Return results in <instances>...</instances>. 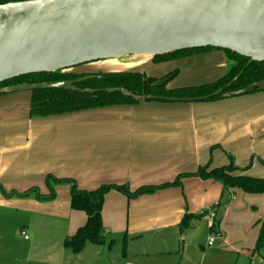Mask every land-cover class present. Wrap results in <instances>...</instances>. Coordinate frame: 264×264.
<instances>
[{"label":"crops","instance_id":"0c3cea01","mask_svg":"<svg viewBox=\"0 0 264 264\" xmlns=\"http://www.w3.org/2000/svg\"><path fill=\"white\" fill-rule=\"evenodd\" d=\"M137 61L138 70L155 77L178 69L170 88L214 81L232 65L217 49L159 64ZM31 97V91L0 92V264H99L111 253L103 249L108 238L141 247L142 256L174 251L184 256L192 242L215 245H207L215 229L209 213L222 233L217 253L233 257L232 264L262 253L255 246L264 193L224 190L212 179L185 177L181 185L132 199L111 190L102 208L106 242H88L80 253L64 245L87 220L85 211L71 207L69 184H56L52 199L6 193L36 187L49 195L48 175L72 177L86 190L110 183L135 189L174 181L206 164L227 165L230 155L247 167L239 173L264 177V91L206 101L142 100L49 116L31 115ZM186 214L193 217L184 227ZM22 231L30 236L22 238ZM22 241L25 256L16 247Z\"/></svg>","mask_w":264,"mask_h":264},{"label":"water","instance_id":"95a60500","mask_svg":"<svg viewBox=\"0 0 264 264\" xmlns=\"http://www.w3.org/2000/svg\"><path fill=\"white\" fill-rule=\"evenodd\" d=\"M203 47L264 61V0H26L0 5V83L124 56L154 57ZM87 78L23 83L6 91L73 89ZM256 89L264 91V80L224 97Z\"/></svg>","mask_w":264,"mask_h":264},{"label":"trees","instance_id":"16d2710c","mask_svg":"<svg viewBox=\"0 0 264 264\" xmlns=\"http://www.w3.org/2000/svg\"><path fill=\"white\" fill-rule=\"evenodd\" d=\"M26 0H0V5ZM217 49L224 51L234 64L220 78L200 85H191L183 87L170 88L169 83L158 85L157 83L169 76L173 78L179 70L175 69L162 77L149 75L143 70L127 71H107L99 73H87L73 71V67L66 70L55 72H43L23 75L0 83V92H7L6 88L23 83H40L64 80H75L88 76L87 79L75 83L73 89L50 88L37 89L31 91V115L49 116L63 113H72L76 111L106 107L113 105L136 104L142 100H161V101H187L185 99L200 98L206 100L223 99L224 94L231 91L243 89L254 82L264 80V61L256 62L250 58L241 56L230 50L203 47L185 49L172 53L157 55L152 58L156 64L168 62L182 57L198 54L204 51ZM108 88H122L121 91L108 92ZM90 89L94 92H81L80 90ZM261 91L259 89L253 92ZM153 96L165 97L166 99H155ZM142 99H139L141 98ZM167 98H176L171 100ZM196 100V101H202ZM264 163V159H261ZM235 163L234 157L230 155V162L220 167H211L210 164L201 166L196 172H190L179 175L174 181L164 182L155 185H142L135 189L129 183H110L86 190L80 188L76 179L72 177L59 178L48 175L46 183L50 188L49 195L40 194L38 188L19 193H6L10 196L14 193L19 195H29L36 193L40 199H52L56 196L55 185L66 183L70 185L71 207L76 210L85 211L87 214L86 223L81 226L73 235L65 238L64 245L75 253H80L88 242L102 245L106 242L103 231L102 208L105 196L111 190H117L125 194L128 198H136L145 193H152L158 189L181 185V179L185 177L199 176L203 179H212L223 186L224 190L230 188H240L247 193H264V177H255L239 172L245 171ZM193 217L186 214L181 221V225L187 227L189 219ZM260 229L255 246V251L264 249V218L259 221ZM217 221H215V226ZM214 229V228H213ZM126 243V242H125ZM113 244V241L109 244Z\"/></svg>","mask_w":264,"mask_h":264},{"label":"rangeland","instance_id":"374dc122","mask_svg":"<svg viewBox=\"0 0 264 264\" xmlns=\"http://www.w3.org/2000/svg\"><path fill=\"white\" fill-rule=\"evenodd\" d=\"M138 58H148L149 60H152L149 56H124L122 58L102 60L84 64L72 70L87 73L127 71L137 69L138 67L141 68L140 65L137 64ZM232 64H234V61H232ZM25 235H27L28 237L30 236V234H27V232H25ZM25 235L21 234L22 238H24ZM107 235L109 236L110 234ZM110 240L111 238L107 239V245L103 247V249L106 252L110 251L111 253H108L99 264H232L233 259V257L231 256L220 255L219 253H217V242L212 248L205 247L206 243L202 240L192 242L187 245V252L184 256L182 252L176 251L170 254L148 252L147 255L142 256L140 255L142 251L141 247H138L136 245L137 247H132V249L130 245H124L123 241H121L120 239H116L115 242H113V244L111 245V248H109V244L111 242ZM16 247L17 251H20L22 256L26 255L27 248L23 241L20 243L18 242L16 244ZM38 247L35 248V250L40 251L41 248ZM124 252L127 253V260H125V257L123 258ZM204 252L206 253L205 256H203ZM17 264L19 263L17 262ZM28 264L32 263L28 262ZM236 264H264V249H262V253L255 255L251 260L244 259V257L241 256Z\"/></svg>","mask_w":264,"mask_h":264},{"label":"built area","instance_id":"2783aa9c","mask_svg":"<svg viewBox=\"0 0 264 264\" xmlns=\"http://www.w3.org/2000/svg\"><path fill=\"white\" fill-rule=\"evenodd\" d=\"M209 220H210V224L213 228H215L209 235L208 240H207V245L208 246H213L215 244V242L217 241V239H219L222 236V233L219 229L216 228L215 226V217L213 216V214L209 213L208 214ZM22 234L25 235V232L22 231ZM25 238H28L27 235H25Z\"/></svg>","mask_w":264,"mask_h":264},{"label":"bare ground","instance_id":"6f19581e","mask_svg":"<svg viewBox=\"0 0 264 264\" xmlns=\"http://www.w3.org/2000/svg\"><path fill=\"white\" fill-rule=\"evenodd\" d=\"M150 57V56H149Z\"/></svg>","mask_w":264,"mask_h":264}]
</instances>
